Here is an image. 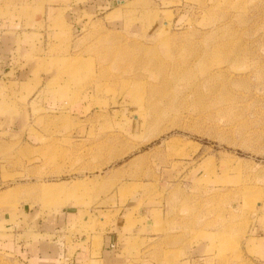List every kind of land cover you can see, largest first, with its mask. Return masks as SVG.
I'll return each mask as SVG.
<instances>
[{"label":"rangeland","instance_id":"obj_1","mask_svg":"<svg viewBox=\"0 0 264 264\" xmlns=\"http://www.w3.org/2000/svg\"><path fill=\"white\" fill-rule=\"evenodd\" d=\"M0 28L41 89L0 88V264L71 200L82 264H264V0H0ZM138 191L153 222L104 253L102 209Z\"/></svg>","mask_w":264,"mask_h":264},{"label":"crops","instance_id":"obj_2","mask_svg":"<svg viewBox=\"0 0 264 264\" xmlns=\"http://www.w3.org/2000/svg\"><path fill=\"white\" fill-rule=\"evenodd\" d=\"M14 32L2 30L0 28V88L6 87L7 90H14L15 85H21L28 81L29 84L25 93L30 94L33 90L38 89L40 80H30L31 75V65H27L26 59L21 57L17 53L16 36L13 35ZM40 67L36 64V67L32 69L34 72ZM37 88L35 89V87ZM32 90V91H30ZM36 92V91H35ZM34 92V93H35ZM41 93V91H40ZM52 95V94H49ZM44 101V106L47 109H61V103H56L54 99L50 97L46 98ZM48 102V104H47ZM50 107V108H49ZM59 173L65 174L63 168H58ZM58 169L54 170L53 174L58 173ZM70 187L65 186V189ZM73 186L71 187V190ZM142 192L138 191L133 195H130L126 201L123 203L118 200L115 205L108 206L102 209L104 214L111 213L112 220L105 230L103 246V252L106 254H111L112 252H117L119 249V236L126 231V219L127 216L132 213L134 217L146 218L147 221L153 222L154 215L158 206H152L145 203L140 204L141 199H143ZM86 206L79 204L75 201H70L61 209L53 211H45L44 215L37 212L36 216H39L36 222V227L43 232L35 233L39 235L37 240L29 241L25 243V248L22 251L27 260L32 264H82L87 259L90 254V245L84 244L82 237L78 235L71 236L70 241L66 240L68 236L67 230L70 229L74 223L80 220L82 212L85 210ZM20 212L21 216H29L27 220L33 222L35 220L31 219V210H26V207ZM7 217V216H6ZM0 232L4 228L3 233L10 235L9 231L11 226L9 224L2 225L4 216H0ZM10 221L11 218L7 217ZM5 221V220H4ZM6 222V221H5ZM17 223V222H16ZM257 234L252 236V248L260 250L259 254L264 258V225L258 227L256 226ZM136 231V230H135ZM11 245L14 247L15 242L6 241V246Z\"/></svg>","mask_w":264,"mask_h":264},{"label":"bare ground","instance_id":"obj_3","mask_svg":"<svg viewBox=\"0 0 264 264\" xmlns=\"http://www.w3.org/2000/svg\"><path fill=\"white\" fill-rule=\"evenodd\" d=\"M174 142H175V141H174ZM172 143H173V140H172ZM172 143H171V144H172ZM175 144H176V143H174V145H175ZM174 145L172 144L173 147H175ZM76 187H78V186H75L74 188H76ZM75 190H76V189H75Z\"/></svg>","mask_w":264,"mask_h":264}]
</instances>
